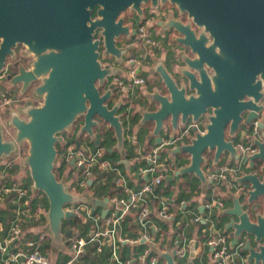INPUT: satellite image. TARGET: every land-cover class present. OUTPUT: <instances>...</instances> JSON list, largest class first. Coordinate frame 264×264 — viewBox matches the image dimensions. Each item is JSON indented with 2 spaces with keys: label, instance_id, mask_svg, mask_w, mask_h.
<instances>
[{
  "label": "water",
  "instance_id": "obj_1",
  "mask_svg": "<svg viewBox=\"0 0 264 264\" xmlns=\"http://www.w3.org/2000/svg\"><path fill=\"white\" fill-rule=\"evenodd\" d=\"M159 2L175 6L189 22L162 13L158 26L176 35L170 43L175 71L171 73L160 59L152 62L154 81L150 84L157 90L144 100L153 110H141L139 125H154L151 137L156 145L161 144L165 121L171 124L174 135L186 131L169 155L187 163L175 175L164 178L179 183L184 177H193L204 186L203 165L209 162L205 154L212 155L214 168L223 158L240 161L232 139L240 130L242 116L247 113L246 122L250 123L264 109L259 104L264 98V0H0V72L9 67L7 80L20 88L23 96L37 84L31 101L6 112L9 119L5 126L13 129V139H5L0 123V159L15 156L22 144L28 146L21 168L28 172L34 193L42 192L48 201L45 232L55 251L63 249L64 239L70 236L62 230L63 222L76 218L64 211L65 206L93 203L105 217L108 202L71 194L66 181L57 180V144L81 121L75 144L79 148V140L86 136L98 147L95 129L100 130L102 124L113 131L116 143L107 152L116 151L119 165L129 166L124 160L125 116L120 114L124 102L118 100L114 85L108 82L121 75L120 67L130 51L124 44L117 46L135 34L128 20H143L142 5L150 4L156 10ZM101 40L102 54L112 59V64L102 66L99 60ZM18 45L33 58L29 70L8 63ZM158 76L160 82L155 81ZM34 100L41 105H34ZM111 101L114 104L108 108ZM260 122L263 126L264 115ZM253 143L257 151L243 160L250 167L235 179L238 186L248 188L249 206L264 197V144L259 138ZM255 160L263 163L259 174L253 171ZM249 211L253 221L235 197L231 207L222 212L229 217L223 231L230 232L232 245L242 233L256 241L264 239V214L257 212L256 206ZM158 257L165 264H175L169 250Z\"/></svg>",
  "mask_w": 264,
  "mask_h": 264
},
{
  "label": "built area",
  "instance_id": "obj_2",
  "mask_svg": "<svg viewBox=\"0 0 264 264\" xmlns=\"http://www.w3.org/2000/svg\"><path fill=\"white\" fill-rule=\"evenodd\" d=\"M159 15L160 13L146 15L138 24L134 34L138 48L129 47L130 51L120 67L121 75L111 77V84L114 85L121 102L130 101L129 95L135 88L142 89L148 82L147 74L153 68L152 61L162 49V40L155 38L160 35L154 37L155 32H152ZM8 75L9 67L6 66L0 72V123L4 126L5 139L11 140L14 131L5 126L9 119L5 116V111L15 110L32 98L4 88L2 82L9 83ZM33 103L36 106L41 105L35 100ZM164 130L165 136H161L160 145L143 152L137 151L131 159L125 156L124 160L136 167L132 171L126 169L125 177L116 170V162L105 160L107 150L101 145L91 149L90 146L79 143L78 148L75 139L71 144L67 140L61 141V145L66 148L57 159L68 169L65 177L71 194L93 193L96 189L106 187L108 183H112L114 190H118L106 197L92 199H108L105 217L95 212L92 205L75 204L64 207V211L74 213V219L79 222L68 229L70 236L66 238V245L64 239L65 258L62 260L57 256L54 258L46 250L51 243L50 236L45 232L48 208L43 201L37 199L38 192L34 193L33 185L25 181L27 171L20 164L26 156L22 155V147H19L15 156L0 159V264H80L87 255L86 249L89 246H94L96 256L104 253L107 248L112 264H165V261L159 259L158 253L167 250L174 253L175 264H187L195 261L204 249L208 250L213 264H235L237 251L231 248V239L223 230L216 228L213 220L215 222L217 216L225 210L222 193L230 192L234 187V180L240 177L243 168H248V163L243 160L254 153L253 140H248L247 132L241 130L235 145L240 161L231 163L224 160L214 168L211 159L203 168L206 184L198 192L191 194L188 200L181 199L176 202L175 199L165 196L163 191L169 182L163 183L166 182L164 177L168 176L170 170L173 175L178 170L161 154L165 149L174 148L186 131L174 135L171 127ZM257 132L255 123L252 136L257 135ZM95 169L99 171L97 177ZM111 171L117 177L114 176L110 181L106 176H110ZM128 178L135 182L140 181V187L132 190L127 184ZM242 188H236L238 195ZM187 206L192 208L190 212L185 211ZM187 214L188 217L183 220ZM152 217L161 222L162 229L151 228ZM126 221L130 222V227L137 229V237L132 238L122 233L121 226ZM174 225L178 227L176 230ZM185 231L193 236L192 241L188 240ZM142 246L145 249L136 251L135 247ZM123 247L130 248L126 251ZM192 250L193 257L190 256Z\"/></svg>",
  "mask_w": 264,
  "mask_h": 264
},
{
  "label": "crops",
  "instance_id": "obj_3",
  "mask_svg": "<svg viewBox=\"0 0 264 264\" xmlns=\"http://www.w3.org/2000/svg\"><path fill=\"white\" fill-rule=\"evenodd\" d=\"M154 37L156 36V33L153 34ZM155 38H160L162 40V49L157 52V55L155 56L156 59H160L164 62H168V67L170 69H172L173 71L174 70V61L172 59V52L170 51L171 50V46L169 45H166L164 43V39L161 38L160 36H156ZM169 52V54H168ZM155 60V59H154ZM153 62V61H152ZM124 73L126 71H123ZM147 78H148V82L147 84L141 88H135V90L129 95L130 96V101L128 102H124L122 104V110L120 112V114L122 116H125L124 120L122 121L123 125H124V140H125V155L128 156L129 155V158L131 159L133 157V155L135 154V152L137 151H146V150H149L151 148H154L158 145L155 144L154 142V138L151 137V133L153 131V128H154V125L149 122V123H146L144 124L143 126L139 125V122H140V119H141V116H140V112L143 108H146L147 110H153V107H150V106H147L145 105L146 104V101L144 100V98L146 97V95L152 91H156L157 89H155V87L153 85H151L150 83L152 81H154V79L152 80V76L150 74H147ZM111 81V79H110ZM157 81V80H155ZM2 86L8 90H10L12 88V86L8 83V82H2ZM112 104H114V102H112ZM126 112H127V115H126ZM165 124V128H170L171 127V124H169V121L168 122H164ZM173 132V131H172ZM71 134H72V131L69 133V134H65V135H69L71 137ZM63 135L62 136V140H67L69 141L70 137L67 138V139H63V137L65 136ZM162 137L165 136V130L161 131V135ZM109 137V136H108ZM114 139V137H113ZM110 139L108 138V143H107V147H105V145L102 144V140L103 138L101 137V147L105 150H108L110 147H116V143H115V139ZM113 140V141H112ZM106 141V140H104ZM80 143L83 145V146H86V147H91V149H94V144L91 142V140L87 139V138H83ZM64 146V145H63ZM173 149V148H172ZM171 150V147L168 148V149H165L162 151V154L161 156L163 158H167V160H169V163L171 162V164H174L175 167L177 168V170L180 168V166L184 165L185 163H187V160H184L183 158H180V159H176L175 157H172L169 155V151ZM108 152L106 151V154ZM114 154V157L112 159H108V160H113L116 162V165H118L119 167H122L124 169V171H126V169H130L131 171L134 170L136 167L133 166V164H129L128 167H124L123 165H119V160H120V155L119 153H117L116 151H113L112 153H108V154ZM106 159V158H105ZM106 160V161H108ZM59 161V160H58ZM118 161V163H117ZM58 167H60L58 165ZM68 171V169H64V172H63V175H62V179H64L66 181V172ZM95 171V174H96V177L99 176L98 175V170H94ZM242 171V170H241ZM26 172V171H25ZM172 170L169 171L168 173V176H173L172 174ZM28 174V172H27ZM104 175H101V177H103ZM107 180H110L111 181V177L110 176H106ZM29 177L27 175V178H26V182L28 181ZM129 180L127 181V184L128 186H130V188L132 190H137L140 185H139V182H135L133 180H131L130 178H128ZM184 182V183H188L189 184V187L192 186V184H194L195 182H198L199 184V188H202V185H201V182L195 178H187V177H184L183 179H181V181L179 183L175 182V181H169L170 184H171V190H169L170 188L168 187L167 185V188L164 189L163 193L165 194V196H168L170 197L171 199H175L176 202L178 201H181V199H186L188 200L190 198V195L191 193L193 192L192 190V187H190V190L186 191L184 190V187H181L180 189L177 188V185L180 184L181 182ZM235 181V180H234ZM28 183V182H27ZM67 183V181H66ZM167 182L163 183V184H166ZM29 184V183H28ZM114 187V185H113ZM238 187L237 183L235 182L234 183V187L230 189V192H227V191H224L222 193V196L223 198L225 199V210L229 207H231L232 203H233V200L235 199V197L238 195L236 193V188ZM95 188V185L92 186V189ZM106 187H103V188H100L99 190H97V192H102L103 190L106 191L105 189ZM115 188V187H114ZM169 188V189H168ZM86 192V193H82L84 194L85 196H87L88 198L90 199H94V198H98L99 195L98 193L96 192ZM115 191H118V190H115ZM180 191H183L184 193L180 196L179 193ZM107 193L106 192H103V196ZM109 195V194H108ZM106 195V196H108ZM186 195V196H185ZM104 196V197H106ZM228 202H230V206H227L228 205ZM45 203V202H44ZM93 206V204H92ZM45 207H47V204L45 203ZM191 207L190 206H187L185 208V211L187 212H190L191 211ZM95 211L97 213H102V209L100 207H95ZM222 213V212H221ZM180 215V213H177ZM186 217L183 218V220L185 218L188 217V214L185 215ZM223 217L222 214L221 215H218L217 216V222H218V226L216 228L220 229V230H223V226L228 222L227 221H223ZM180 218V216H179ZM218 218H221L220 221H218ZM177 220H178V217H177ZM223 224V226H222ZM150 225H151V228L153 227H160V229L163 228V225L161 224V222L156 219V218H151L150 219ZM216 226V225H215ZM178 227L176 225H174V229L176 230ZM121 231L124 235H127V236H130L132 238H135L137 237V229L134 227L132 228V226L130 227V222L129 221H126L125 223L122 224L121 226ZM185 233L188 235L187 238L189 241H192L193 240V236H191L188 232L185 231ZM166 238V235L164 236ZM175 238H177V236L175 235L174 236ZM164 238V243L166 244V240ZM232 242V241H231ZM49 250H48V253H50L51 256H53L54 258L57 256L59 257L60 260H62L63 258H65V253H64V249H61V250H57L55 251L53 248H52V244L50 243L49 244ZM130 247H123V250H126L128 251ZM136 251H140L141 249H145L144 246L142 247H135ZM207 249H204L203 251H206ZM203 251L201 253H203ZM208 251V250H207ZM86 252H87V255L84 257L82 263L80 264H112V262L110 261V258H109V252H108V249L105 248L104 249V253H102L101 255L99 256H96L95 255V252H94V246L92 247H87L86 249Z\"/></svg>",
  "mask_w": 264,
  "mask_h": 264
},
{
  "label": "flooded vegetation",
  "instance_id": "obj_4",
  "mask_svg": "<svg viewBox=\"0 0 264 264\" xmlns=\"http://www.w3.org/2000/svg\"><path fill=\"white\" fill-rule=\"evenodd\" d=\"M142 8H143V17L145 15H148L151 12H155V14L160 13V15H159L160 17H158L156 23L152 27V32H155L156 35L159 34L161 37H163L164 43L166 45H169V46H171L170 43L172 42V40L175 39L176 35L171 31H164L158 26V23L162 18V13L165 15L168 14L175 19H180L183 23L189 22L188 17L186 15H179L177 8L175 6H172L169 2L166 3L165 5H161L159 2L158 8L156 10H152L150 4L142 5ZM139 22H140V19L137 17L129 19L128 23L131 26V30H133L135 32ZM194 29L198 33V30L196 28H194ZM97 38H98V36H97ZM123 44L125 45V47H133L134 49L138 48L137 42L135 41V35L134 34L132 35L131 39H129V40H126L125 38H123V40L118 42L117 46L122 47ZM101 45H102V40H101L100 50H99V54H100L99 60L102 64V66H105L106 64H112V59H109V58H107L106 61L103 62L104 57L102 54ZM24 51H25V49L21 45H18L17 47H15L14 57L8 59V60H10L11 66L15 67V65H16V67H15L16 69H18L20 67H23L25 69H29V67L33 61V58L31 56H27L24 53ZM168 54H169V52H168ZM14 71H15V69L12 70V73ZM108 83L111 84V81H109ZM19 91H20V88H18L17 92H19ZM115 92H116V90H115ZM115 92H114V94H116ZM104 93H105V91L102 90L101 95H103ZM27 98H29V97H27ZM112 102L113 101L107 103L108 108H111L113 106ZM259 104L264 106V98L260 101ZM263 115H264V109H263V112L261 114H259L257 118L252 119L250 121V123H248V122H246L247 113L243 114L242 121H241L242 123L240 125V130L236 133L235 137L232 139V141L234 142V146L236 145V143L238 141L236 138H237L238 133L241 130H245L247 132L248 140H251V139L253 140L254 138H259V140H261V142L264 144V125L262 126L261 122H260L261 119L263 118ZM255 123H257V131H258L257 133L258 134L255 136H252L251 132L254 129ZM105 130H106V128H105ZM106 131H108V130H106ZM95 134H96V137L98 139H100V143H101L102 141L106 140V137L109 136L107 134H110V131L105 133L106 135L104 134V138L102 141H101V137H103V136L99 132V130H96ZM69 137H68V135H65L63 137V139H67ZM226 137H227V140H229L228 130H226ZM253 146H254V150H255L254 153H255L257 151V148L254 145V143H253ZM206 159H208L209 162L211 161V159H209V158H206ZM224 160H227V159L223 158L221 160V162H223ZM234 162H236V161H234ZM262 166H263V163L260 160H255L253 162V171L256 172L257 174H259ZM249 167H250V164L248 163V168ZM261 176H264V174H261ZM247 192H248V188L246 186L245 187L243 186L242 191L236 197L239 200L240 204L243 205V211L249 212L250 221H253L254 217L251 214V212L249 211V207L256 206L257 212H259L261 215H263L264 214V197H258V199L256 201H253L252 205L249 206L248 205L249 195L247 194ZM262 230H263L262 234L264 235V229H262ZM229 233L226 234L228 238H229ZM231 248L233 250L237 251L235 264H264V239L263 238L259 237L256 241L255 237H252V236H249L245 233H242L240 235V237L237 239L236 244L232 245V242H231ZM201 264H213V262L211 260H209V261L201 263Z\"/></svg>",
  "mask_w": 264,
  "mask_h": 264
},
{
  "label": "trees",
  "instance_id": "obj_5",
  "mask_svg": "<svg viewBox=\"0 0 264 264\" xmlns=\"http://www.w3.org/2000/svg\"><path fill=\"white\" fill-rule=\"evenodd\" d=\"M146 16V15H145ZM145 16H144V18H145ZM142 21V19H140V22ZM140 22H139V24H140ZM8 63H10V60H8ZM15 72V71H14ZM37 84H34L29 90H28V93L25 95V97H32V90H33V88H34V86H36ZM166 122H168V121H165V123ZM80 124H81V121H79V122H77L74 126H73V128H72V131H73V136L69 139V144H71V143H74L73 142V140L75 139V137H76V134H77V132H78V130H79V128H80ZM102 126V125H101ZM97 129H95V131H96ZM99 132L104 136V134H105V126H102V128L99 130ZM65 135V134H64ZM106 135V134H105ZM108 135V134H107ZM83 139V138H82ZM82 139H80V140H82ZM114 140V139H113ZM112 140V141H113ZM109 141H108V138H106V141H103L102 142V144L103 145H105V147H107V143H108ZM109 144V143H108ZM58 146H57V149H58V156L62 153V151H63V149L64 148H66V146H63V145H61V143H59V144H57ZM21 147H22V155H26L27 154V152H28V146H26L25 144H22V145H20ZM109 146H110V144H109ZM114 154L115 153H113V154H106L105 155V157L104 158H106L105 160H108V159H112L113 157H114ZM207 157L206 158H209V159H212V155H208V154H205ZM127 157H129V155L127 156ZM55 163H56V169H55V175H56V177H57V180H60L61 179V176L63 175V172H64V169H66L67 167H66V165H64V163L63 164H61V163H59V161H58V159L55 161ZM58 165L60 166V167H58ZM18 167H20V166H18ZM30 185H33L32 184V182L30 181V179H28V181H27ZM168 187L170 188L169 190H171L172 188H171V184H170V182L168 183ZM181 187H184V190L186 191V193H187V191H189L190 190V187H189V184L188 183H184L183 181L180 183V184H178L177 185V188L178 189H180ZM106 191H107V193L104 195V196H106V195H108V194H111V193H115L116 191L114 190V187H113V184L112 183H108V185L106 186ZM105 190H103L102 192H97L98 193V195H99V197H101V196H103L102 194H103V192H106ZM96 212V211H95ZM79 222V220L78 219H73V221H64L63 222V224H62V230L63 231H68V229H70V226H73V224H77ZM67 244V240H66V238H65V245ZM46 250L48 251L49 250V247L47 246L46 247Z\"/></svg>",
  "mask_w": 264,
  "mask_h": 264
},
{
  "label": "rangeland",
  "instance_id": "obj_6",
  "mask_svg": "<svg viewBox=\"0 0 264 264\" xmlns=\"http://www.w3.org/2000/svg\"><path fill=\"white\" fill-rule=\"evenodd\" d=\"M103 57H104V56H103ZM107 58H108V57L105 56L103 62H105ZM112 62H113V61H112ZM164 64H165L166 68H167L168 70H170V72L172 73L173 70L170 69V68L168 67V64H169V63H168V62H164ZM173 74H174V73H173ZM158 78H159V79H157V81L160 82L161 78H160L159 76H158ZM10 90H11V91H14V92H17L18 87H17V86H16V88H15V87H12ZM6 112H7V111H5V116L7 115ZM6 117H7V116H6ZM105 128H106V130H108V131L105 130V133H107V132L110 131V134H108L109 137L107 136L106 138L113 139V136H114L113 131H112L111 129H109L108 126H105ZM4 135H5V133H4ZM102 136H103V135H102ZM4 137H5V136H4ZM102 138H104V136H103ZM108 161H110V160H108ZM111 162H115V161L111 160ZM117 163H118V161H117ZM116 166H117V168H118V169H116V170H118V171L121 173V175H122L123 177H125L124 169H123L122 167H119L118 165H116ZM205 166H206V164L203 165V168H205ZM244 167H245V166H244ZM245 170H246V169L243 168V171H245ZM98 173H99V171H98ZM27 175H28V174H27ZM114 176L117 177V174H116V173L114 174V173L111 171L110 177L113 178ZM28 177H29V175H28ZM61 179H62V176H61ZM67 183H69V182L67 181ZM198 184H199L198 182H195L194 184H192L191 187H192L193 192H192L191 194L198 192V190H199V189H198V188H199V185H198ZM183 193H184L183 191H180L179 195L181 196ZM185 196H186V195H185ZM37 199H39V200L45 202V203L47 204V208H48V201H47V199L45 198V196L43 195L42 192H40V191L38 192V198H37ZM230 205H231L230 202H228V205H227V206H230ZM213 218H214V217H213ZM227 220H229V217H223V221H227ZM213 223L216 225V227L219 225L218 222H217V219H215V222H214V220H213ZM222 226H223V224H222ZM165 240H167V238H166ZM71 257H72V254H71ZM209 260H211V259H210V257H209L208 251L206 250V251H203V253H200V255L197 257V259H196L195 261H193V263H194V264H200V263L207 262V261H209Z\"/></svg>",
  "mask_w": 264,
  "mask_h": 264
}]
</instances>
